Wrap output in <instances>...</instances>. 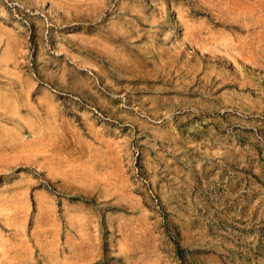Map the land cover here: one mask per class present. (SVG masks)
<instances>
[{
  "label": "rangeland",
  "instance_id": "374dc122",
  "mask_svg": "<svg viewBox=\"0 0 264 264\" xmlns=\"http://www.w3.org/2000/svg\"><path fill=\"white\" fill-rule=\"evenodd\" d=\"M0 264H264V0H0Z\"/></svg>",
  "mask_w": 264,
  "mask_h": 264
}]
</instances>
